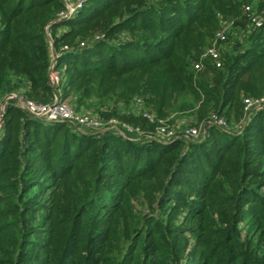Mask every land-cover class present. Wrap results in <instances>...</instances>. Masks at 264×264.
<instances>
[{
    "label": "trees",
    "instance_id": "trees-1",
    "mask_svg": "<svg viewBox=\"0 0 264 264\" xmlns=\"http://www.w3.org/2000/svg\"><path fill=\"white\" fill-rule=\"evenodd\" d=\"M66 10L0 0V264H264V111L244 110L264 95V0ZM223 29L222 66L195 69ZM55 91L77 112L143 129L195 107L201 135L77 128L9 98L49 103Z\"/></svg>",
    "mask_w": 264,
    "mask_h": 264
},
{
    "label": "built area",
    "instance_id": "built-area-1",
    "mask_svg": "<svg viewBox=\"0 0 264 264\" xmlns=\"http://www.w3.org/2000/svg\"><path fill=\"white\" fill-rule=\"evenodd\" d=\"M87 0H64L67 10L60 15L61 18L65 19L72 15H74L80 8L83 7L84 3ZM251 6L246 7V11H250ZM251 21L256 26L261 25L262 19L257 15L251 16ZM48 31V30H47ZM225 29L218 32L216 35V39L214 41L218 42L219 40L224 39ZM57 55H54L53 65L56 63ZM207 59H211L212 63L216 67L222 66L221 56L219 53V49L216 44L211 45L207 49H205L200 56V59L194 63V68L197 70H201L203 68V64ZM51 80L53 85H57L60 80L59 75L55 72H51ZM9 98H18L25 108L33 116L43 117L47 121L51 122H67L73 126H79L82 128H93V129H106V128H114L117 129L118 132L126 136L127 134H137L143 135L141 129L132 126L129 123L118 122L116 119H109L107 123H104L103 120L95 118L93 116L87 117L85 115L79 114L73 106L69 103L68 100L63 99L60 92L55 91L54 97L49 103H39L35 101H26L17 95H10ZM140 102V99L138 100ZM244 110L246 117L251 116L256 111H264V95L259 97H247L244 99ZM249 114V116H248ZM144 116L151 121H154L155 118L153 115L147 111L144 112ZM218 123L224 127H226V122L222 118H216ZM247 121V120H246ZM202 126L200 127H191L186 131V137L198 138L201 135ZM158 132L165 137V139H169V141L174 139L173 131L168 130L164 126L158 125ZM185 136V135H184ZM164 140V139H163ZM165 141V140H164ZM166 140V142H169Z\"/></svg>",
    "mask_w": 264,
    "mask_h": 264
},
{
    "label": "rangeland",
    "instance_id": "rangeland-1",
    "mask_svg": "<svg viewBox=\"0 0 264 264\" xmlns=\"http://www.w3.org/2000/svg\"><path fill=\"white\" fill-rule=\"evenodd\" d=\"M239 33H235L234 34V39H239L240 36L238 35ZM213 44H216L218 49H219V53H220V56H221V61H222V51H227L229 49V45L226 43V42H216V41H213L211 44L207 45L206 47H204V50L207 49L208 47H210L211 45ZM203 50V51H204ZM202 51V52H203ZM207 63H212V60L211 59H207L204 64H203V67L207 64ZM136 106V107H135ZM142 106V103L141 102H135V104L133 105L134 107V112L138 113L140 111V107ZM139 109V110H138ZM197 108L195 107H189L187 109H185L184 111L182 112H177V113H172L168 118H163V119H160L159 120V125L160 126H164L165 128H167L168 130H171L173 131V137H176V136H179V135H188L186 134V131L188 128H191V127H200L202 126V122L200 123H197L196 125L195 124H192L194 118H196L195 116V110ZM80 112V111H79ZM87 116V117H90V116H93V115H90L86 112H80L79 114H82ZM153 117L155 118V115L154 113H152ZM249 116V114H248ZM97 117V116H95ZM118 122H123L122 119H120L119 117H114ZM248 118V117H247ZM104 121V123H107L109 121V119H102ZM122 120V121H121ZM127 122V121H126ZM129 123V122H128ZM131 124L132 126L134 127H137L139 129H141L143 135H147L148 136H151V137H154L156 139H159V141H166L169 139H165V137L163 135H161L159 132H158V125L157 127L152 130L150 129V127H145L144 129L141 128L140 126H136L134 125L133 123H129ZM78 128V126H75ZM1 128V126H0ZM164 139V140H163ZM170 142V141H169Z\"/></svg>",
    "mask_w": 264,
    "mask_h": 264
},
{
    "label": "water",
    "instance_id": "water-1",
    "mask_svg": "<svg viewBox=\"0 0 264 264\" xmlns=\"http://www.w3.org/2000/svg\"><path fill=\"white\" fill-rule=\"evenodd\" d=\"M4 105H5V103H4ZM4 105H3V107H4ZM3 120H4V115H2L1 118H0V126H1L2 123H3Z\"/></svg>",
    "mask_w": 264,
    "mask_h": 264
}]
</instances>
